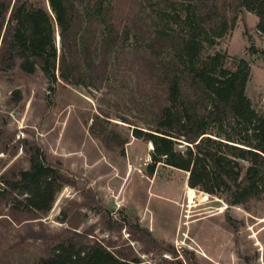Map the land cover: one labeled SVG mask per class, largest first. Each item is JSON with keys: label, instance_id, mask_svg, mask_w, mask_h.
<instances>
[{"label": "trees", "instance_id": "obj_1", "mask_svg": "<svg viewBox=\"0 0 264 264\" xmlns=\"http://www.w3.org/2000/svg\"><path fill=\"white\" fill-rule=\"evenodd\" d=\"M48 2L51 12L26 0H16L10 12L11 0H0V71L41 70L51 84L100 90L112 86L118 65L136 78L135 105L145 119L133 124L132 135L153 145L149 176L158 165L184 171L191 189L221 199L228 209L264 202V116L247 95L251 65L242 58L231 69L226 54L206 53L235 28L242 11L258 18L264 36V0ZM113 119L128 123L101 112L89 133L108 149L124 148L129 140L113 128ZM1 184L0 201L31 218L47 215L64 186L33 145L29 167L1 176ZM34 264L145 263L75 233Z\"/></svg>", "mask_w": 264, "mask_h": 264}, {"label": "rangeland", "instance_id": "obj_2", "mask_svg": "<svg viewBox=\"0 0 264 264\" xmlns=\"http://www.w3.org/2000/svg\"><path fill=\"white\" fill-rule=\"evenodd\" d=\"M26 1L51 12L48 0ZM257 25L254 14L242 11L235 28L206 53L226 54L231 69L242 58L250 63L247 95L264 116V36ZM58 36L57 30L60 52ZM115 69L112 86L100 90L51 84L41 70L0 71V187L1 176L29 167L32 145L64 183L52 210L39 218L16 215L0 201V264H34L75 233L145 264H264V202L228 209L221 199L191 189L184 171L158 165L148 175L152 144L132 135L133 124L145 119L135 105L136 78ZM109 111L128 121L112 120L129 140L124 148L108 149L89 133L93 117Z\"/></svg>", "mask_w": 264, "mask_h": 264}, {"label": "bare ground", "instance_id": "obj_3", "mask_svg": "<svg viewBox=\"0 0 264 264\" xmlns=\"http://www.w3.org/2000/svg\"><path fill=\"white\" fill-rule=\"evenodd\" d=\"M151 148H153V146H152V145H151ZM206 196H207V195H206ZM190 202H191V203H193V201H192V200H191ZM257 245H261V243L258 241V242H257Z\"/></svg>", "mask_w": 264, "mask_h": 264}, {"label": "water", "instance_id": "obj_4", "mask_svg": "<svg viewBox=\"0 0 264 264\" xmlns=\"http://www.w3.org/2000/svg\"><path fill=\"white\" fill-rule=\"evenodd\" d=\"M59 40H60V36H58Z\"/></svg>", "mask_w": 264, "mask_h": 264}, {"label": "crops", "instance_id": "obj_5", "mask_svg": "<svg viewBox=\"0 0 264 264\" xmlns=\"http://www.w3.org/2000/svg\"><path fill=\"white\" fill-rule=\"evenodd\" d=\"M151 145V144H150Z\"/></svg>", "mask_w": 264, "mask_h": 264}]
</instances>
